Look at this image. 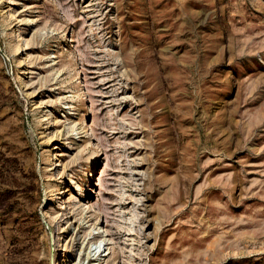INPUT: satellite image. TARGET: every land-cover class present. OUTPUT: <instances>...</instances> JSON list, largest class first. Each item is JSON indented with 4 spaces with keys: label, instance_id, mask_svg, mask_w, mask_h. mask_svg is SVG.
I'll list each match as a JSON object with an SVG mask.
<instances>
[{
    "label": "rangeland",
    "instance_id": "obj_1",
    "mask_svg": "<svg viewBox=\"0 0 264 264\" xmlns=\"http://www.w3.org/2000/svg\"><path fill=\"white\" fill-rule=\"evenodd\" d=\"M101 238L264 264V0H0V264Z\"/></svg>",
    "mask_w": 264,
    "mask_h": 264
},
{
    "label": "bare ground",
    "instance_id": "obj_2",
    "mask_svg": "<svg viewBox=\"0 0 264 264\" xmlns=\"http://www.w3.org/2000/svg\"><path fill=\"white\" fill-rule=\"evenodd\" d=\"M15 15V14H14ZM13 15V16H14ZM84 85V84H83ZM40 104V103H39ZM41 104H42V102H41ZM43 105H41L40 107H42ZM74 106V105H73ZM37 108H39V107H37ZM38 110V109H37ZM48 114V113H47ZM50 120V119H49ZM78 128V127H77ZM72 129V131H74V129H75V127H72L71 128ZM78 131V130H77ZM99 154V153H98ZM96 156H97V153L96 152H94L93 153V156L91 157L92 159H96ZM50 163V162H49ZM88 189V188H87ZM62 191L63 190H61V191H59L60 193L59 194H61L62 193ZM76 199V198H75ZM63 201V200H62ZM60 206V205H59ZM63 208V207H62ZM66 208H67V206H66ZM68 209V208H67ZM69 210V209H68ZM69 213V212H68ZM106 240H105V238H101L100 239V241H98L97 242V244H98V246H97V254L99 253V255H98V258H96L95 260H92V261H90L89 263H91V264H102L104 261H105V258L108 256L107 254L108 253H106V251L108 250V249H106L105 247L108 245V243H104ZM86 254H88V252L86 253ZM97 254H95V255H97ZM92 256V255H91ZM95 257V256H94ZM101 261H103L102 263H98V262H101Z\"/></svg>",
    "mask_w": 264,
    "mask_h": 264
}]
</instances>
